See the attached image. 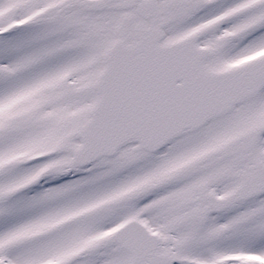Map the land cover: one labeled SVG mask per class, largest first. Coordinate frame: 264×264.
Masks as SVG:
<instances>
[{
	"label": "snow or ice",
	"instance_id": "obj_1",
	"mask_svg": "<svg viewBox=\"0 0 264 264\" xmlns=\"http://www.w3.org/2000/svg\"><path fill=\"white\" fill-rule=\"evenodd\" d=\"M0 264H264V0H0Z\"/></svg>",
	"mask_w": 264,
	"mask_h": 264
}]
</instances>
